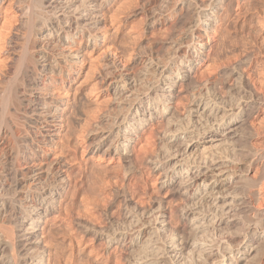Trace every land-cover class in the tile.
<instances>
[{
	"label": "bare ground",
	"instance_id": "6f19581e",
	"mask_svg": "<svg viewBox=\"0 0 264 264\" xmlns=\"http://www.w3.org/2000/svg\"><path fill=\"white\" fill-rule=\"evenodd\" d=\"M116 1L47 0L39 16L36 50L26 58L37 74L33 95L42 100L40 107L30 109L37 116L38 139L18 159L15 176L5 170V191L11 193L5 192V204L0 179V222L11 212L9 195L16 216L13 226L0 224L1 264H50L43 244L50 216L79 221L73 217L74 207L64 209L60 203L73 177L65 162L52 157L64 125L58 101L46 98L60 94L56 87L74 77L86 54L106 45L105 22ZM222 1L173 0L175 15L159 19H174L182 29L168 43L163 60L146 61L138 55L137 64L145 66L137 78L117 63L113 51H101L105 59L100 81L106 84L114 109L90 128L86 149L118 158L131 175L128 186L139 184L140 173L145 186L153 177L156 190L171 198L168 207L161 200L136 207L122 191V220L109 216L110 227L99 229L77 223L82 233L120 246L119 260L124 264H167L168 255L187 256L186 260L195 256L198 264H260L264 255V145L256 142L261 126L255 122L264 107V93L257 95V87L245 84L239 65H250L248 59L228 65L223 96L211 94L208 81L194 83L193 77L210 54ZM183 97L188 103L181 113ZM248 126L256 135L247 133ZM181 260L174 264H183Z\"/></svg>",
	"mask_w": 264,
	"mask_h": 264
},
{
	"label": "rangeland",
	"instance_id": "374dc122",
	"mask_svg": "<svg viewBox=\"0 0 264 264\" xmlns=\"http://www.w3.org/2000/svg\"><path fill=\"white\" fill-rule=\"evenodd\" d=\"M46 2L47 0H0V171L2 172L0 179L4 182L2 192L4 204L5 192L11 195L10 191H5V170L11 173V177L15 176L18 159L24 157L28 145L34 146L38 139L37 116L35 112L31 113V110L40 107L42 100L36 97L37 95H33L36 89L32 87L37 84V74L32 70V62L27 61L26 58L29 52L34 53L36 50L39 32L37 30L41 26L39 16L44 13ZM173 6V0H117L108 10L105 22L108 26L106 45L86 54L80 70L74 74V77L63 80L64 85L56 87L60 94L46 98L48 102L58 101L64 125L58 147L52 157L65 162L71 168L73 177L71 186L60 203L64 209L68 206L74 207L73 217L79 220L69 222L64 216L52 215L44 225L43 244L48 249L47 258L50 264H124L125 261L119 260L122 250L120 246L117 244L109 246L104 238H97L91 233H82L81 226L77 224L90 223L89 225L99 229L110 227L109 216L120 221L121 207H124L125 202L122 197L123 192H127L131 199L128 203L132 206L150 207L160 200L166 202L165 207L170 206L171 198L163 196L156 190L153 177L145 186V180L139 173L136 179L139 184L135 186L137 190L134 187L133 189L128 186L131 175L125 173L124 164L118 158L100 157V153L87 150L86 145L88 133L98 119L102 121L114 107L106 84L100 81L103 69L101 64L105 59L101 56V51L105 48L113 51L118 56L117 63L131 71L130 73L137 78L138 71L145 66L143 63L137 64L138 55L146 61H156L160 58L163 60V53L166 52L168 43L178 37L182 24L178 21L175 23L174 19L171 21L159 19L161 17L164 19L168 14L175 15ZM219 13V25L215 39L212 41L210 54L193 73L196 80H193L194 83L208 81L211 84L209 87L212 86L209 89L211 94L226 95L228 85L225 81L227 75L225 72L229 66H234V62L237 61L235 66H238L240 60L248 59L251 61L250 65H243V68L242 64L239 65L241 72L244 70L242 73L245 84L253 90L257 87L254 93L262 96L264 93V0H223ZM177 17H181L180 12ZM183 88L181 87L182 91H185L186 89ZM182 103L184 104L179 106L181 113L188 103L185 97ZM255 122L257 126H261L259 128L261 136L256 142L264 145V107ZM247 128L251 130L247 133L256 135V129L251 126ZM7 154H11L12 157H6ZM144 171L146 172V169H143L142 173H145ZM255 171L256 166L250 175H254ZM144 186L146 189L143 190ZM10 195L7 196V201L10 202L8 207L11 212L0 222L6 227L13 226L16 221ZM162 234L165 236L162 237L161 243H165L163 240L169 231ZM168 256L167 264L172 259L171 264L181 259L184 261L183 264L198 261L195 256L187 260L184 259L187 256H182L183 258ZM260 260V264H264V255Z\"/></svg>",
	"mask_w": 264,
	"mask_h": 264
}]
</instances>
